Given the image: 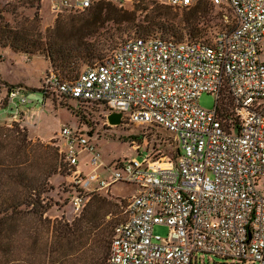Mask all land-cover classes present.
I'll list each match as a JSON object with an SVG mask.
<instances>
[{
    "label": "built area",
    "instance_id": "obj_1",
    "mask_svg": "<svg viewBox=\"0 0 264 264\" xmlns=\"http://www.w3.org/2000/svg\"><path fill=\"white\" fill-rule=\"evenodd\" d=\"M99 1H53L51 11H84ZM160 1L175 8L199 2ZM210 1L225 23L212 43L137 37L74 81L53 70L43 78L44 98L101 102L122 112L123 121L161 126L176 142V158L159 150L113 169L84 132L64 126L58 134L73 173L85 153L92 168L75 175L83 190L73 198L76 216L94 193L117 183L136 188L114 228L108 264H195L199 253L264 264V0ZM226 91L232 115L223 118ZM204 93L216 95L213 109L199 104ZM33 101L22 87L9 89L10 127L20 125L21 107ZM100 168L110 176L102 178ZM157 225L168 226V234H156Z\"/></svg>",
    "mask_w": 264,
    "mask_h": 264
},
{
    "label": "trees",
    "instance_id": "obj_2",
    "mask_svg": "<svg viewBox=\"0 0 264 264\" xmlns=\"http://www.w3.org/2000/svg\"><path fill=\"white\" fill-rule=\"evenodd\" d=\"M36 1L39 3V0L27 3L34 6ZM212 8L218 7L210 0H199L189 8L152 3L142 9L139 6L125 9L112 0H101L84 10L79 18H71L68 24L58 19L56 26L44 37L37 32L38 29L29 26L38 20V12L33 18H18V5L10 9L0 3V48H10L28 56L43 55L64 80L74 81L80 74L81 64L90 66L103 61L104 48L115 51L129 39L158 37L177 42L212 43L220 28L207 35V27L212 22ZM139 11L145 15L141 17ZM7 13L13 14L14 18L8 20ZM223 23L221 13V26ZM68 25L69 32L66 33L62 28ZM105 25L116 27L115 33L108 29V39L104 38L108 44L105 45L100 37L92 42L85 40L87 35L97 33ZM116 33L119 35L115 36ZM96 60L99 61L95 63ZM62 97L101 106L110 112L101 102ZM75 115L80 123L89 125L90 120L86 116ZM220 115L223 118L232 115V99L227 91L222 97ZM158 144L165 145L161 140ZM158 150L153 147V151ZM177 153L175 149L171 156L176 158ZM66 167L71 172L59 147L28 141L27 131L22 132L18 124L10 129L0 126V247L6 249L3 253L5 260L0 264H108L113 232L108 228L111 223L105 221L109 214L106 203L90 211L84 220H53L49 215L53 204L46 195L54 190L52 177L62 173ZM69 188V201L83 191L74 182L69 184ZM104 226L107 228L103 229ZM40 227L44 228L41 234L38 231ZM95 230L99 234H96L94 245L79 254L80 247L87 245ZM82 241L85 243L81 244ZM17 244L23 248V255L19 258L14 251Z\"/></svg>",
    "mask_w": 264,
    "mask_h": 264
},
{
    "label": "rangeland",
    "instance_id": "obj_3",
    "mask_svg": "<svg viewBox=\"0 0 264 264\" xmlns=\"http://www.w3.org/2000/svg\"><path fill=\"white\" fill-rule=\"evenodd\" d=\"M27 2H30V0H0L2 6L6 4V7L10 9H13V6L18 5V18L21 16L33 18L35 12H38V20L30 23L29 26L31 29H38L37 32H41L40 34H43L44 37L48 35V30L56 26L58 19H61L63 24H68L71 18L77 16V18H79L81 14H83V11H64L56 15L51 11L53 0H39V3L36 1L34 6ZM114 3L125 9H134L136 6H139V8L142 9L146 6L148 7V4L150 5L152 3L162 4L160 0H115ZM7 4H10V6ZM221 13L222 12L219 8H212L210 13L212 22L211 26L207 27V35L210 34V32L214 33L219 27L218 32L224 28V23L223 26H221ZM139 14L142 17L145 15V12L139 11ZM6 16L8 20L14 18L13 14L7 13ZM69 27L70 26L68 25L66 28L62 29L67 33L69 32ZM108 29L110 32L115 33L116 31L114 25H105V27L100 28L97 33L87 35L85 40L92 42L100 37L106 45L108 44L106 41V39H108L107 36L109 35ZM118 35L119 33L115 34V36ZM105 37L106 39H104ZM260 46L262 51L261 56L264 60V40ZM104 52L105 55L103 58L105 59L112 54L114 50L112 48H110V50L104 48ZM97 61L99 60H96L95 63ZM86 67V64H81L79 67V73L85 70ZM50 70L54 71L55 69L43 55L28 56L25 53L10 48H0V126L8 129L12 128L9 126L11 121L7 118H11V115L14 113V108H12V106H6L5 101L10 88L22 87L31 95V99L34 100V102L31 103V106L30 104L22 106V110L26 111L28 107L37 110L35 117H30L29 119L26 118L28 113L24 112L23 120L19 123L21 131H27L28 141L47 143L54 147H59V145L62 144L65 147V142H61L58 139V134L64 126H69L74 130L84 132L89 138L91 144L99 151L105 163L113 169L129 159H141L143 155L156 152L157 150L153 151V147L162 150L160 151L161 154H168L167 157H170L175 151L176 142L173 136L164 128L129 123L128 121H124L118 126H112L108 124L106 119L108 111L101 106L89 105L76 99H65L62 96L55 95H51L48 99H45L43 92L40 89L42 87L43 78ZM215 103V94L204 93L199 98V104L205 109H213ZM75 113L86 116L90 120L89 125L80 123V119L77 118ZM160 140L165 145H159L158 142ZM83 155L84 156L80 158L82 159V164L79 167H76L75 173H73L72 170L69 172L66 167L62 170V173L52 177L51 184L54 186V190L46 195L48 201L53 204L49 215L53 220L56 218L69 222L78 218H83L82 220H84L90 211L99 207L100 204L103 205L102 203H106V209L108 208L109 214H107L105 221L111 223L108 228L113 232L116 224L127 217V203L129 198L135 194L136 188L131 184L117 183L111 187L108 193L104 190L94 193L83 213L80 216H76L74 213L73 201H69L71 193L68 191L70 190L69 184L71 185L74 182L77 173L86 177L92 170L91 166L84 164V160L87 158L88 154L85 153ZM98 173L102 178L110 176V171L105 168L99 169ZM98 185V181L91 182L86 189L90 190ZM105 228L107 227L104 226L103 229ZM43 230L44 228L40 227L38 230L39 234H41ZM97 232L98 231L95 230L91 234L87 245L80 247L81 251L78 252L79 254H81L80 252H85L90 249L91 245H94L95 239L98 236L96 234H99ZM168 232V226L157 225L155 227V233L160 234L161 236H166ZM91 242L93 243L91 244ZM84 243L85 242L83 241L81 242V244ZM4 250L6 249L0 247V261L2 262L5 260V255L3 254ZM14 251L16 253V258L22 257L23 248L19 244L14 247ZM31 251H33V249H31ZM197 264L251 263L243 262L236 258L227 259L213 254L199 253Z\"/></svg>",
    "mask_w": 264,
    "mask_h": 264
},
{
    "label": "water",
    "instance_id": "obj_4",
    "mask_svg": "<svg viewBox=\"0 0 264 264\" xmlns=\"http://www.w3.org/2000/svg\"><path fill=\"white\" fill-rule=\"evenodd\" d=\"M108 124L112 126H118L123 123V113L122 112H109L106 116Z\"/></svg>",
    "mask_w": 264,
    "mask_h": 264
},
{
    "label": "crops",
    "instance_id": "obj_5",
    "mask_svg": "<svg viewBox=\"0 0 264 264\" xmlns=\"http://www.w3.org/2000/svg\"><path fill=\"white\" fill-rule=\"evenodd\" d=\"M53 1H60V0H53ZM45 99H48V98H45ZM34 102V101H33ZM32 102V103H33ZM27 105H29V104H27ZM30 106H31V103H30ZM36 109L35 108H30V107H28L27 108V110L25 111L26 113H28L27 114V119H29L30 117H35V113H36ZM7 119H9V118H7ZM7 119H5V120H7ZM40 138H42V137H40ZM84 156V155H83ZM82 156V157H83ZM85 161V165H88V156H87V158L84 160ZM82 164V159H80V162H79V166ZM101 169V168H100Z\"/></svg>",
    "mask_w": 264,
    "mask_h": 264
}]
</instances>
